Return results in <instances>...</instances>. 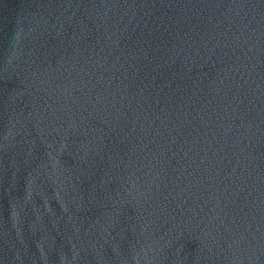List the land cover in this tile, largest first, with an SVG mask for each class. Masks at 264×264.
<instances>
[{
	"label": "water",
	"instance_id": "water-1",
	"mask_svg": "<svg viewBox=\"0 0 264 264\" xmlns=\"http://www.w3.org/2000/svg\"><path fill=\"white\" fill-rule=\"evenodd\" d=\"M0 264H264V0H0Z\"/></svg>",
	"mask_w": 264,
	"mask_h": 264
}]
</instances>
